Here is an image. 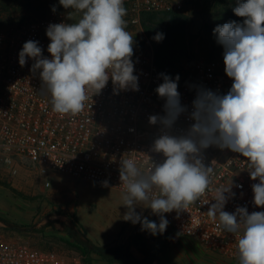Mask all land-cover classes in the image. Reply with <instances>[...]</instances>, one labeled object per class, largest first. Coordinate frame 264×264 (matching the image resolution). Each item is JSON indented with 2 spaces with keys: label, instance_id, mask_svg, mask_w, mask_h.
Masks as SVG:
<instances>
[{
  "label": "clouds",
  "instance_id": "obj_1",
  "mask_svg": "<svg viewBox=\"0 0 264 264\" xmlns=\"http://www.w3.org/2000/svg\"><path fill=\"white\" fill-rule=\"evenodd\" d=\"M59 4L80 18L48 26L51 59L43 57L37 41L25 42L19 52L22 67L26 58L35 61L31 71H39L53 112L61 117L83 113L88 100L109 80L114 94L139 91L132 60L135 40L126 30L124 0H59ZM233 12L243 18L242 23L230 21L213 29L224 48V71L233 81L227 94L199 90L190 114L194 123L185 133L172 135L169 130L187 109L180 102L179 75L172 79L161 73L163 82L155 91L165 100V115H151L149 123L162 126L151 151L164 159L151 160L146 171L132 158L120 161L121 205L127 209L122 219L140 223L141 231L153 236L166 231V213L186 211L210 190L213 168L205 165L203 150L213 145L246 158L250 178L259 181L252 185L254 204L264 207V0H237ZM153 39L161 42L164 34L158 32ZM103 186L109 187L107 180ZM231 189L230 183L213 190L215 202L207 215L218 229L236 237L238 264H264V212L249 214L246 207L225 211L234 195ZM137 207L150 209L159 223L137 213Z\"/></svg>",
  "mask_w": 264,
  "mask_h": 264
},
{
  "label": "built area",
  "instance_id": "obj_2",
  "mask_svg": "<svg viewBox=\"0 0 264 264\" xmlns=\"http://www.w3.org/2000/svg\"><path fill=\"white\" fill-rule=\"evenodd\" d=\"M130 22L140 24L144 13H186L188 0H124ZM68 23L63 15L46 17L19 28L0 29V167L11 177L21 170H30L44 179L54 174L76 181L104 187L122 193L119 180L120 161L132 158L141 171L151 162H162V154L151 151L162 126L149 123V116L165 115L155 89L163 82L152 52L134 50V75L138 76L139 91L113 92L109 80L100 94L93 95L83 113L61 117L53 112L50 95L42 88L39 71L33 73L32 58L19 64V52L29 40L37 41L43 57L51 59L47 48L50 39L46 30L50 24ZM224 68L216 61L195 64L186 81L178 85L181 105L186 106L172 129V135L185 133L191 124L193 101L201 89L225 95L232 86ZM91 97V94H90ZM152 160V161H151ZM206 166L213 168L210 190L186 211L166 213L175 232L184 238L199 241L219 256L238 262L236 237L218 229L207 215L214 203V189L232 185V193L224 210L230 213L246 207L249 214L264 212L254 204L253 181L247 170L246 158L225 148L210 146L203 150ZM159 219V216L156 215ZM79 257H68L55 251L37 250L26 243L12 242L0 236V264H79Z\"/></svg>",
  "mask_w": 264,
  "mask_h": 264
},
{
  "label": "rangeland",
  "instance_id": "obj_3",
  "mask_svg": "<svg viewBox=\"0 0 264 264\" xmlns=\"http://www.w3.org/2000/svg\"><path fill=\"white\" fill-rule=\"evenodd\" d=\"M49 1H57V4L56 11L51 10L48 14L63 15L68 23L76 22L80 18L74 10L64 9L58 3L59 0ZM188 4L186 14L192 18L191 34L195 35L196 39L192 45V58L183 65L181 79L190 76L195 64L200 61H216L225 67L224 48L217 43V38L213 34L216 25L210 23L207 30V18L203 19L200 10H197L198 0H188ZM69 12L72 13L71 19L68 18ZM198 12L199 16L195 15ZM44 17L0 25V29L19 28ZM124 19L127 22L126 30L135 40L134 50L153 53L152 45L143 31L142 20L140 24L135 25L130 22L128 14ZM43 181L45 180L27 169L21 170L16 177H11L0 167V191L3 193V204L0 207V236L12 242L26 243L37 250L55 251L71 258L74 257V253H78L80 264H83L81 251L68 243L97 247L91 239L100 234L94 231L100 227L103 235L108 237L106 247L114 249V253L126 256L125 247L135 236L140 223L132 224L122 219L127 209L121 205V192L58 174L49 178V187H45ZM136 212L144 217L149 215L147 218L150 221L159 223V219L148 208L137 207ZM10 214L14 217L12 218ZM67 216H73L77 223L73 224ZM7 224L30 230L17 231L6 227ZM99 257L96 260H106Z\"/></svg>",
  "mask_w": 264,
  "mask_h": 264
},
{
  "label": "trees",
  "instance_id": "obj_4",
  "mask_svg": "<svg viewBox=\"0 0 264 264\" xmlns=\"http://www.w3.org/2000/svg\"><path fill=\"white\" fill-rule=\"evenodd\" d=\"M199 1L197 10H200V16L203 19L207 18V30L210 23L217 26L230 21H236L237 23L243 21V18L236 16L233 12V8L237 6V0ZM56 4L57 1L51 2L49 0H0V25L44 17ZM199 12L195 15L199 16ZM141 20L143 31L152 45L157 67L163 74L170 76L172 79H175L177 75L183 77V65L191 60L192 45L196 39V36L191 34L193 27L191 16L186 13H144ZM158 32L164 34V39L161 42H156L153 39ZM187 78H180L178 85L186 81ZM67 217L73 224L77 223L73 216ZM68 244L76 247L84 256L92 253L84 244ZM113 250L104 247L99 255L104 259L106 258L108 264H115L116 261L124 264L119 259L120 255L114 253Z\"/></svg>",
  "mask_w": 264,
  "mask_h": 264
},
{
  "label": "crops",
  "instance_id": "obj_5",
  "mask_svg": "<svg viewBox=\"0 0 264 264\" xmlns=\"http://www.w3.org/2000/svg\"><path fill=\"white\" fill-rule=\"evenodd\" d=\"M2 195L3 193L0 191V207L3 204ZM10 215L12 218L14 217L13 214ZM99 228L94 231L100 234L96 235L93 240L90 239L97 246L96 248L102 249L107 246L108 237L103 235L101 228ZM120 249L124 250V248H116V250ZM125 249H127L126 256L120 255L119 258L125 262L124 264H238V262L227 260L206 249L196 239L180 237L171 224H168L163 234L155 236L148 231H141V225L138 226L135 236ZM91 254L92 256L80 255L83 264H108L107 260H96L100 258L98 255L100 253ZM75 255L78 256L79 254L74 253V257ZM115 264L120 263L117 261Z\"/></svg>",
  "mask_w": 264,
  "mask_h": 264
},
{
  "label": "water",
  "instance_id": "obj_6",
  "mask_svg": "<svg viewBox=\"0 0 264 264\" xmlns=\"http://www.w3.org/2000/svg\"><path fill=\"white\" fill-rule=\"evenodd\" d=\"M6 227H8L10 229L17 230V231H22V232L30 230V228L18 227V226L14 225V224H7ZM84 245H86L90 251H93V252H96V253H100L101 252V249H98V248H96L94 246L87 245V244H84Z\"/></svg>",
  "mask_w": 264,
  "mask_h": 264
}]
</instances>
